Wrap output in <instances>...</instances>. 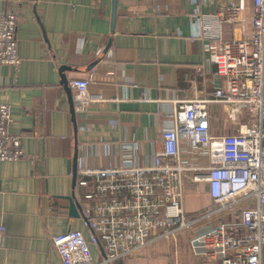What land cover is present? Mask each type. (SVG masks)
Returning a JSON list of instances; mask_svg holds the SVG:
<instances>
[{
    "label": "crops",
    "instance_id": "obj_1",
    "mask_svg": "<svg viewBox=\"0 0 264 264\" xmlns=\"http://www.w3.org/2000/svg\"><path fill=\"white\" fill-rule=\"evenodd\" d=\"M225 2L0 0L1 12L19 16L20 60L0 65V102L10 105L8 129L20 135L24 150L19 159L0 161V264H61L50 238L68 228L84 233L96 264H203L183 232L157 250L148 246L103 262L93 232L82 214L68 213L64 195L79 193L77 174L73 183L68 170L75 147L77 165L112 163L113 153L99 142L125 137L138 139L149 155L164 125L161 114L172 109L173 99L211 94L215 64L206 59L202 42L190 39V13L196 7L199 14L213 13ZM220 31L225 37L238 34L226 23ZM61 65L69 67L63 69L68 80L90 74L87 91L99 97L74 109V122ZM207 110L210 133L235 130L220 103H208Z\"/></svg>",
    "mask_w": 264,
    "mask_h": 264
},
{
    "label": "built area",
    "instance_id": "obj_2",
    "mask_svg": "<svg viewBox=\"0 0 264 264\" xmlns=\"http://www.w3.org/2000/svg\"><path fill=\"white\" fill-rule=\"evenodd\" d=\"M190 14V39L200 40L215 64L211 94L173 99L149 155L142 142L125 137L99 142L113 153L112 163L76 166V199L103 262L148 246L157 250L183 232L200 263L264 264V0H249V7L246 0H226L213 13L199 14L196 7ZM18 19L16 12L0 11V65L20 60ZM225 23L238 34L222 35ZM90 78L69 79L74 109L99 98L87 91ZM210 102L222 105L233 132H209ZM10 117V105L0 102V161L24 156L20 135L8 129ZM185 183L202 186L209 198L196 214L185 213ZM50 241L61 264H96L80 229L55 233Z\"/></svg>",
    "mask_w": 264,
    "mask_h": 264
},
{
    "label": "water",
    "instance_id": "obj_3",
    "mask_svg": "<svg viewBox=\"0 0 264 264\" xmlns=\"http://www.w3.org/2000/svg\"><path fill=\"white\" fill-rule=\"evenodd\" d=\"M115 10V9H114ZM114 10H113V14H114ZM65 68H69L66 65H61L60 69V81L63 84L64 89L67 91V96H68V102H69V107H70V113H71V118L72 121L74 122V103H73V93H72V89L69 85V80L66 77V75L64 74L63 69ZM76 159H77V147H75L74 153L72 155V157L69 159L68 161V170L71 172L72 174V180L73 183L75 182L76 179ZM67 200H68V213L72 216H79L81 213V206L78 202V200L75 198L74 194H67L64 195ZM103 256H105L104 251L102 250Z\"/></svg>",
    "mask_w": 264,
    "mask_h": 264
},
{
    "label": "rangeland",
    "instance_id": "obj_4",
    "mask_svg": "<svg viewBox=\"0 0 264 264\" xmlns=\"http://www.w3.org/2000/svg\"><path fill=\"white\" fill-rule=\"evenodd\" d=\"M203 189L204 188H202V186L196 187V185L193 183H185V189L183 192V204L185 213H197L199 209H202L207 206V204L202 205V199L201 197H199V195H204L207 198V203H209V198L207 197V194Z\"/></svg>",
    "mask_w": 264,
    "mask_h": 264
}]
</instances>
